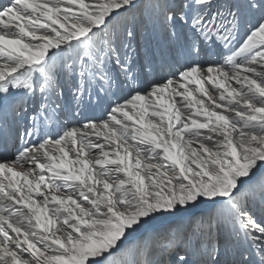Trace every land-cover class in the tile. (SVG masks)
Listing matches in <instances>:
<instances>
[{"label": "snow or ice", "instance_id": "obj_1", "mask_svg": "<svg viewBox=\"0 0 264 264\" xmlns=\"http://www.w3.org/2000/svg\"><path fill=\"white\" fill-rule=\"evenodd\" d=\"M0 264H264V0H0Z\"/></svg>", "mask_w": 264, "mask_h": 264}]
</instances>
